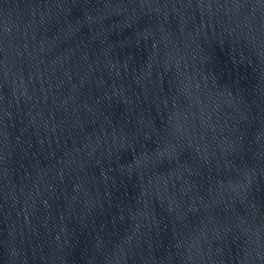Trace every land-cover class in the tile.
I'll return each mask as SVG.
<instances>
[{"label":"water","instance_id":"water-1","mask_svg":"<svg viewBox=\"0 0 264 264\" xmlns=\"http://www.w3.org/2000/svg\"><path fill=\"white\" fill-rule=\"evenodd\" d=\"M0 264H264V0H0Z\"/></svg>","mask_w":264,"mask_h":264}]
</instances>
